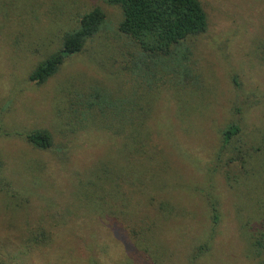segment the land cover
I'll return each instance as SVG.
<instances>
[{
	"label": "rangeland",
	"instance_id": "rangeland-1",
	"mask_svg": "<svg viewBox=\"0 0 264 264\" xmlns=\"http://www.w3.org/2000/svg\"><path fill=\"white\" fill-rule=\"evenodd\" d=\"M200 1L208 27L192 39L187 60L190 76L198 77L148 88L131 71L143 54L117 31L118 6L107 0H0V264L264 261V251L248 241L250 233L264 231V0ZM94 7L105 13L101 30L44 83L29 81L31 70L60 47L64 32ZM81 87L96 102L94 113L103 97L149 109V154L156 157L144 163L153 171L143 190L120 182V190L130 189L141 203L113 208L108 198L102 215L81 208L83 186L97 166L132 172L133 182L140 181L135 168L144 167L127 159L121 137L103 129L110 123L106 115L85 118L80 127L67 90ZM229 124L238 130L221 148ZM35 129L50 133V148L26 140ZM113 186L107 184V194ZM162 199L175 214L153 226L150 240L136 239L131 228L142 218L155 220ZM56 222L63 224L49 244L18 246L25 226ZM207 241L210 250L193 260L195 248Z\"/></svg>",
	"mask_w": 264,
	"mask_h": 264
},
{
	"label": "trees",
	"instance_id": "trees-1",
	"mask_svg": "<svg viewBox=\"0 0 264 264\" xmlns=\"http://www.w3.org/2000/svg\"><path fill=\"white\" fill-rule=\"evenodd\" d=\"M107 2L118 6L120 10L117 31L136 43L142 50L143 55L139 62L134 60L131 71L137 79L145 83V86L149 88L153 83L165 79L173 83L177 78V82H182V80L186 81V78L191 80L193 77H198L197 75L190 76L192 72L187 69V60L191 54L192 39L203 34L208 27L207 14L200 0H107ZM104 23L105 13L99 7L83 13L76 27L64 32L60 47L31 70L28 76L29 81L38 85L44 83L55 74L65 58L82 51L86 42L101 30ZM67 96L70 105H74L71 106L74 113L81 117L80 127L86 125L85 118L95 120L97 115H106L110 123L102 128L108 130L111 135L122 138L124 144L122 147L127 159H131L129 161L136 159L140 166H142L141 163L144 165L143 169L139 166L135 168V177L139 178V182H133L132 172L123 174L120 167L114 170L103 165L97 166L96 171L91 173L93 178L85 181L82 193L80 190L81 196L86 200L81 201L84 203H81L83 205L81 208L86 207L89 208L87 210L102 215L101 211H105L109 202L110 207L113 208L117 205L130 208L132 204L141 203L142 200L136 198L130 189L120 190V182L124 179L129 180V186L138 183L139 188L143 190L147 184L146 178L149 177L148 171L150 172L151 169L153 171L151 167V169L145 168V163L149 160L152 162L156 157V154H149L148 143L152 141V133L147 129V121L150 118L147 106L138 105L127 98L122 101L103 97L104 103L94 113L92 107L96 102L92 100V95L87 92L86 88H75L72 92L67 90ZM113 124L117 127H112ZM237 130L238 127L235 124H229L222 130L221 148L226 146ZM25 138L39 150H46L52 146L51 135L45 129L30 130L25 134ZM108 183L114 185L110 194H107L105 189ZM108 198H110L109 202H107ZM117 200L120 204L115 203ZM151 201L149 204H156L155 198ZM156 208L158 214L155 213L157 217L155 220L142 218L134 226V230L131 228L136 239L150 240L154 236L153 226L158 224L161 218H171L175 214L167 199L160 200ZM212 210H216L214 205ZM110 211L112 214L117 213V210ZM119 212L121 213L122 210ZM214 216L217 218V213ZM61 224L63 223L56 222L53 226L47 227L42 224L35 229L25 226L24 237L21 238L18 246L27 249L36 245L49 244L57 237L61 230L59 228L62 227ZM248 241L259 253L264 251V231L250 233ZM210 243L207 241L198 245L192 255L193 260H197L208 252L211 248ZM261 264H264V261Z\"/></svg>",
	"mask_w": 264,
	"mask_h": 264
}]
</instances>
